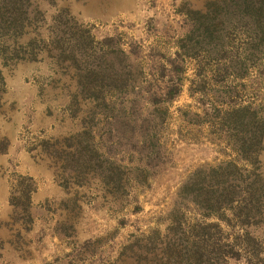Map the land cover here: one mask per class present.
<instances>
[{"label":"rangeland","instance_id":"1","mask_svg":"<svg viewBox=\"0 0 264 264\" xmlns=\"http://www.w3.org/2000/svg\"><path fill=\"white\" fill-rule=\"evenodd\" d=\"M215 1L0 0V264L166 263L146 236L178 218L189 241L193 224H217V264H264V210L246 228L239 203L208 214L177 200L201 165L233 163L264 187V130L248 158L230 136L232 110L264 118V47L244 62L248 20L201 40ZM116 167L121 200L103 181Z\"/></svg>","mask_w":264,"mask_h":264},{"label":"trees","instance_id":"2","mask_svg":"<svg viewBox=\"0 0 264 264\" xmlns=\"http://www.w3.org/2000/svg\"><path fill=\"white\" fill-rule=\"evenodd\" d=\"M213 3L216 7L212 10L213 16L211 18L216 21L209 24L201 22L199 28L201 40L209 36L207 44L215 43L218 37H222L221 34L215 31L221 27L220 24L224 21H228L231 25H237L240 23L245 24L248 20V26H253V31L246 42V58L244 62L248 60V64H251L258 56V53H260L262 46L264 47V0H217ZM202 19H208L207 15H203ZM193 44L194 40L191 39V45ZM232 67L237 69L240 65L233 64ZM172 93H170V97ZM231 113L235 115L233 118L234 132L230 134L233 144H235L243 157L248 158L249 152L253 151V146L261 138L258 133L264 130V118L258 119L253 112L248 111L247 107L234 109ZM242 113L243 115L248 113L247 117L244 116L246 121L243 124V120L239 119ZM238 124L240 125L239 127ZM154 127L155 123L148 124L146 128L148 132H151ZM240 130L242 132H239ZM152 140H154V136ZM143 141L150 144L146 134L142 136L141 142ZM82 149L78 151L80 152ZM147 164L150 165L148 162ZM125 168L123 167V169ZM123 169L119 170L117 167L107 168L103 175L104 185H111L106 190L117 200H121L123 194L127 195L129 192L127 177H123L125 173ZM131 174L137 183L146 184L150 172L147 167L137 166L132 169ZM121 178H124L123 180L126 183H122L120 181ZM258 180V173L238 174L233 163H226L225 166L201 165L180 185L177 191V200H188L195 208L206 211L208 214H213L212 212H218L221 209L236 207V204L239 203V212L235 210L234 213L247 228L261 218L264 210V187L258 185ZM179 206L178 201L176 207L178 208ZM174 211L177 212L176 209ZM180 221L178 218L174 222V226H169L168 233L162 235L160 239H156L159 236H153L156 232L146 236L147 248L154 250L164 246L165 248L162 251H171L170 254H173V260H168L171 255L163 254L168 262L161 264H217V257H215L213 252L216 243H208L210 241L207 235L210 228L217 226V224H193L190 229L196 230L195 233L197 234L193 235L195 239L189 241L185 239L186 231L184 227H181ZM169 235L172 236L167 238ZM243 237L247 241H252L248 231L244 232ZM154 239L157 241L154 242ZM164 257L162 256V259ZM144 258H147V256H144Z\"/></svg>","mask_w":264,"mask_h":264}]
</instances>
